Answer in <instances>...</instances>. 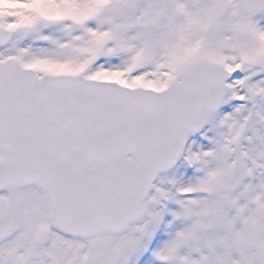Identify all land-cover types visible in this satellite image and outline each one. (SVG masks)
<instances>
[{
    "label": "snow or ice",
    "instance_id": "1",
    "mask_svg": "<svg viewBox=\"0 0 264 264\" xmlns=\"http://www.w3.org/2000/svg\"><path fill=\"white\" fill-rule=\"evenodd\" d=\"M0 264H264V0H0Z\"/></svg>",
    "mask_w": 264,
    "mask_h": 264
}]
</instances>
